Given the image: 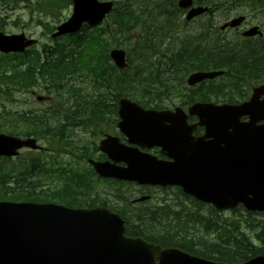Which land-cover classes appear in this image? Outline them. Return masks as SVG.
Segmentation results:
<instances>
[{
	"label": "trees",
	"instance_id": "obj_1",
	"mask_svg": "<svg viewBox=\"0 0 264 264\" xmlns=\"http://www.w3.org/2000/svg\"><path fill=\"white\" fill-rule=\"evenodd\" d=\"M1 1L3 4H11L12 8L18 5L17 0ZM27 1L38 12L37 23L43 25L42 36H49L55 28L54 22L47 20L45 16H51L57 23L61 22L63 19L60 17L71 5L70 0ZM156 1L160 3V7L156 5ZM156 1L117 0L107 19L108 27L84 26L80 33L54 40V45L43 44L41 49L31 48L23 54H0V98H12L16 91L29 90L39 81L45 86L52 84L56 94L63 98L65 94L62 93L68 92L72 87L69 83L71 79L85 78L99 95H112L115 106L121 95L142 104H157L158 97H162L171 104L176 98H180L181 105H188L194 101L211 100L209 93L213 91L212 85L206 88L201 85L198 89L187 88L185 76L190 71L206 69L212 64L211 67L226 66L229 74L232 67L243 65L242 72L256 71L261 75L260 70L264 68V42L259 47L249 42L244 49H228L213 44L198 52H192L188 44L175 48L172 42L163 48L165 36L177 26L172 20L173 14L166 11L180 10L176 6L177 0ZM245 1L248 8L257 6L254 0ZM212 2L221 5L227 0ZM159 9V13L156 12ZM0 30L3 31L1 25ZM209 41L210 39L207 42ZM111 46L125 48L127 68L118 70L110 61L108 50ZM155 55L158 58L154 60ZM92 102L101 107L87 121L97 123L103 118L105 105L98 98ZM0 121V126L6 125L10 133L35 135L47 143L49 140L61 139L65 127L74 128L62 126L61 123L51 126L45 112L14 116L2 109ZM92 145L96 150V143ZM88 148L89 146L80 149L81 158L93 157L92 153L87 152ZM64 152L71 154L68 149H64ZM32 153L34 152L27 151L15 158L0 157V200L54 201L71 207H110L125 219L126 235L177 246L202 257L243 260L249 254L264 253V247L257 250L246 233L237 229L233 231L231 226V229L226 226L222 229L223 233L212 237L216 230L208 228V221L204 222L206 216L195 219L192 210L180 202L166 206L164 203L147 204L142 209L118 210L100 196L97 187L100 182L106 185H124L122 182L96 177L90 166L82 169L71 158L65 162L52 163L45 150L35 152V156ZM42 175L51 176L53 185L43 188ZM175 189L193 205L206 207L178 188ZM145 193L150 194V191ZM116 198L124 203L129 202V196L116 194ZM206 208L215 214V209ZM197 214L196 212L195 215ZM251 217L248 215L243 220L252 227L251 220H248ZM260 231L261 234L264 233V226ZM224 234L228 236L221 242ZM260 237L264 240V236Z\"/></svg>",
	"mask_w": 264,
	"mask_h": 264
},
{
	"label": "water",
	"instance_id": "obj_2",
	"mask_svg": "<svg viewBox=\"0 0 264 264\" xmlns=\"http://www.w3.org/2000/svg\"><path fill=\"white\" fill-rule=\"evenodd\" d=\"M71 16L56 27L52 37L78 31L83 23L100 24L111 11V0H71ZM191 0H179L186 8ZM190 9L187 18L203 12ZM242 17L233 20L234 26ZM257 27L244 32L254 35ZM24 33L0 32V52H20L35 43ZM110 57L118 69L127 66L125 51L113 48ZM217 73H191L194 85ZM264 84L253 90L248 102L216 110L210 103L196 102L189 114L197 115L204 135L192 136L196 125L186 123L180 108L144 112L127 98H120V128L130 143L158 146L169 160L120 144L106 136L99 143L109 160L89 159L104 178L138 184L179 186L195 200L217 210L242 204L247 211L264 212ZM248 116V121H240ZM263 120L262 123H258ZM23 146L37 148L34 138L0 134V156H14ZM123 163V164H120ZM142 196L140 199H146ZM0 264H264V255L244 262H217L175 247H161L139 237L125 235L124 220L104 208L74 209L57 203L0 201Z\"/></svg>",
	"mask_w": 264,
	"mask_h": 264
},
{
	"label": "rangeland",
	"instance_id": "obj_3",
	"mask_svg": "<svg viewBox=\"0 0 264 264\" xmlns=\"http://www.w3.org/2000/svg\"><path fill=\"white\" fill-rule=\"evenodd\" d=\"M70 11L71 7L65 10L60 17L61 20L67 18L70 14ZM237 11L246 12L247 10L246 8L241 7ZM34 13H36V11H34ZM220 18L221 17L219 16L218 20H220ZM35 19V14L30 15L29 9L23 6V4H18L15 8H12L11 4H3L0 0V25H2L4 29L3 31L6 33H19L23 31L25 34L37 38L38 42L36 46L40 48L41 43H49V40L47 38L41 37V27L37 24ZM187 29L191 33H193V25H189ZM169 42H172L173 45L179 43V41L175 37L170 38L169 35H166L165 39L163 40V44H165V46H169ZM222 45L224 46V44ZM216 81L217 79L207 81L206 85H209L211 82ZM69 83L70 85H72V87L68 92H65V96L62 98L61 104L57 105L56 108L46 113V118L51 126H57L59 123H63L66 120H72L73 118L76 119L80 116H84L86 117V119H89L90 116H87V114H90L93 110L96 109V105H94V103L92 102L96 98H98L99 100H103L104 102L111 103L108 93H101V95H99L98 91H96L92 87L90 81L85 78H73L69 81ZM34 92L36 94H44L42 92H39L37 89H35ZM209 95L211 97V100H215L216 97H220V92L215 89L211 91ZM179 101V98H176L174 103L166 104V106H172L174 104L177 105ZM48 103L49 101L35 100L34 96L31 93H24L17 94L12 101L6 102V106L11 110L23 112L27 111L30 108L41 110L46 107ZM112 120H115V116H111L110 121ZM115 126L116 125L114 122L113 126L103 124L100 128H97L93 125L88 126L86 129L80 127L70 129L69 127H65L64 136L61 139L49 140L48 143L45 140L37 141L40 145L48 148V158L52 163L65 162L66 160L71 158L73 162L84 165L83 161L81 160L80 149L82 147L89 146V143L91 141H95L97 146L98 141L103 137V134L111 133L114 135H119ZM64 149H68L69 151H71V154L64 152ZM27 151L28 149H22L20 154H24ZM32 155L35 156L36 153H32ZM95 155H97V153ZM42 179L43 188L53 185L51 176L42 175ZM97 190L100 196L106 199V202L108 204L113 205L114 207H116V209L123 211H127L129 208L142 209L145 208L147 204L164 203L163 205L166 206L172 205L175 202H180V204L185 205L187 208H190L192 210L193 217L195 219H200L201 216H206L207 219L204 220V222L207 223L208 221V228L216 230V233H214L212 237H217L220 233H223L224 230L222 229L226 227V223L228 225L227 228L231 229V227L229 226L231 219H237L235 216L239 213L228 212L230 218L223 217L221 211H217L215 212V214H213L206 207H198L195 204L193 205L189 200L180 195L177 190L162 191L156 188H152V190H149L150 194H152V198L147 203L146 199H140L143 196L141 195V192L143 191L141 189V186L117 184L106 185L105 183L100 182ZM116 194L124 197L129 196V202L124 203L121 200L117 199ZM240 210L243 211L241 219H245V210ZM196 212L198 213L197 215H195ZM248 220H251L253 226L251 227L250 224L246 225L245 221L243 220L239 226V230H242L244 233H246L250 241L254 242L251 237H253V233L261 232V227L264 226V214L253 216L251 218H248Z\"/></svg>",
	"mask_w": 264,
	"mask_h": 264
},
{
	"label": "flooded vegetation",
	"instance_id": "obj_4",
	"mask_svg": "<svg viewBox=\"0 0 264 264\" xmlns=\"http://www.w3.org/2000/svg\"><path fill=\"white\" fill-rule=\"evenodd\" d=\"M194 2L196 4H200L201 3L200 5H203V6L207 7V10L203 14H201L197 18L193 19L192 22H191V23H194L195 25L197 23L200 24V27L204 31V33L202 35V38L204 40H209L210 39L211 30H212V24H213V26H215L218 23H223L224 21L229 19V17H230L229 13L232 15V17L238 15L237 13H235V11L220 10V9H216V8L213 9L212 0H194ZM219 16L221 17L220 20H218ZM252 25H257L256 21L253 20L249 15H246V18L244 19V21L241 23L240 26H237V27H234V28L227 27L224 31H221V32L234 33V34H236L237 37H239L241 39H257L256 40L257 43L264 42V29L262 27H260L259 25L258 26L261 29H263V34H262L261 37L255 36V37L247 38V37L241 36L242 35V31L244 29L252 26ZM248 43L249 42L241 43L240 40L238 39V42L236 44H241L243 46V45H247ZM230 45H234V44L230 43ZM251 90H252V87L249 90L248 97L250 96ZM103 114H104V122H103V124L106 125V124H108L110 122L111 116L114 117L116 115V109H115V114H114L113 108L103 107ZM85 119H86V117H77L74 122L79 123V125H82ZM70 121L71 120H66V121H64V124H70L71 123ZM188 122L189 123H195L196 122V118L195 117H189L188 118ZM197 128H199V127H197ZM200 129H201V132H202V128H200ZM197 134H199V133H197ZM149 151L151 153L159 155L158 148H152ZM222 215L224 217H226L227 213L226 212H222ZM226 226H228L227 223H226ZM227 236H228V234H224L223 235V239H222L221 242H223L224 239L227 238ZM251 238L254 240V242L252 241V245L255 246L257 250H261L262 246L264 247V240L261 239L259 233H253V237H251ZM258 254H264V253L258 252V253H254L252 255L249 254V255H247L248 257L246 259L239 260V261H237V260H229V261H237V262L245 261L248 258H250L252 256H255V255H258ZM222 261H224V260H222Z\"/></svg>",
	"mask_w": 264,
	"mask_h": 264
}]
</instances>
